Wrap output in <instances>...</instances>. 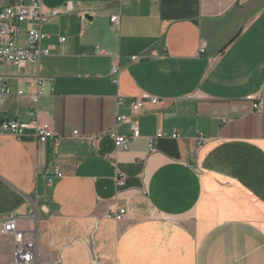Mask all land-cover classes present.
I'll return each mask as SVG.
<instances>
[{
  "label": "crops",
  "instance_id": "0c3cea01",
  "mask_svg": "<svg viewBox=\"0 0 264 264\" xmlns=\"http://www.w3.org/2000/svg\"><path fill=\"white\" fill-rule=\"evenodd\" d=\"M42 4L61 10L41 26L50 55L0 65L12 91L0 117L30 120L26 78L39 72L38 118L59 142L0 133V220L17 215L34 230L40 264H264V104L253 109L264 90V0ZM143 94L159 102L133 114ZM119 114L139 130L117 126L126 149L106 135ZM119 208L121 221L108 216ZM14 247L0 233V264Z\"/></svg>",
  "mask_w": 264,
  "mask_h": 264
},
{
  "label": "built area",
  "instance_id": "2783aa9c",
  "mask_svg": "<svg viewBox=\"0 0 264 264\" xmlns=\"http://www.w3.org/2000/svg\"><path fill=\"white\" fill-rule=\"evenodd\" d=\"M61 12L59 8L44 11L42 0H29L25 3L23 0H14L0 7V65L3 63L20 66L23 63L38 64L41 57L50 55V46H42V40L45 34L41 30V26L50 17H55ZM113 25H117L118 16L110 17ZM25 25V38L23 44L17 41V36L21 33L20 25ZM60 42L64 38L59 39ZM204 51V44L199 46V52ZM139 56H131V61L139 60ZM119 67L116 63H112L110 74L112 82H118ZM8 76L0 73V103L8 97L12 91L8 85ZM44 77L37 72L31 77H27L26 81L30 85L35 86V90L29 93L30 101L33 108L28 112L30 120L22 122L16 118L0 117V133L11 134L15 137H21L26 130H33L34 138L45 143L52 141L54 146L58 145L59 137L53 132L52 127L47 122H42L38 118L37 102L38 98L44 94L43 87ZM24 91L18 89L17 96H22ZM145 102L156 104L159 100L155 97L143 94L136 97L130 103L131 112L137 113ZM264 104V90L259 92L253 102V109L256 113H262ZM123 122L128 123L130 137H139L138 126L129 116L116 115L115 126L106 132V135L113 141L116 148L126 149L128 136L117 133V126ZM161 136L159 132L157 137ZM54 177L60 178L61 173L55 170L53 176L46 177L48 185L53 184ZM118 187L123 186L124 178L120 175L116 178ZM126 213L125 208H119L118 211L109 213L108 216L116 221H121ZM19 218L17 215H8L0 220V233L6 236H12L14 241V251L11 261L8 264H40L38 259V242L34 230H25L19 226Z\"/></svg>",
  "mask_w": 264,
  "mask_h": 264
}]
</instances>
